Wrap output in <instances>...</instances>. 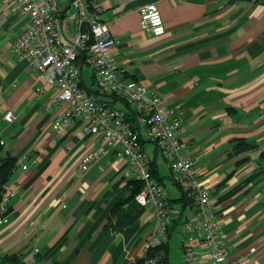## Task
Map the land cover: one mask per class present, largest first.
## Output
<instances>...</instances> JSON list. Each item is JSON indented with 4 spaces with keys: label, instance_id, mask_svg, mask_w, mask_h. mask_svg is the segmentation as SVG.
<instances>
[{
    "label": "crops",
    "instance_id": "obj_1",
    "mask_svg": "<svg viewBox=\"0 0 264 264\" xmlns=\"http://www.w3.org/2000/svg\"><path fill=\"white\" fill-rule=\"evenodd\" d=\"M88 1L103 9L100 17L114 39L123 82L154 90L164 108L178 112L181 156L194 162L200 182L212 191L210 204L230 258L264 264V0ZM68 2L59 0L65 43L76 33V14ZM150 4L163 17V36L142 28L140 9ZM15 6L0 0V166L7 157L27 156L28 168L14 171L7 184L17 194L0 225V264H6L7 255L29 264L34 248L40 251L35 264H137L153 241L154 207L126 204L125 213L137 218L117 228L112 209L131 194V180L124 177L129 162L98 135L88 134L79 118L55 130L67 107L57 101L58 90L13 53L30 23L11 11ZM66 19L73 29L64 27ZM82 86L99 101L130 111L99 93L85 65ZM37 87L43 94H36ZM9 112L15 116L12 123L4 119ZM141 134L155 178L168 194L167 264H187L186 247L203 260L206 247L194 231H185L186 224L197 223L196 203L186 185L174 182L155 144ZM242 142L257 148L246 150L239 147ZM90 153H98V160L76 176ZM35 227L39 234L32 242Z\"/></svg>",
    "mask_w": 264,
    "mask_h": 264
},
{
    "label": "built area",
    "instance_id": "obj_2",
    "mask_svg": "<svg viewBox=\"0 0 264 264\" xmlns=\"http://www.w3.org/2000/svg\"><path fill=\"white\" fill-rule=\"evenodd\" d=\"M16 6L13 13H22L29 18V26L18 38L13 53L18 60H28L33 72L46 84L58 90L57 101L67 107L66 113L55 123V130L61 132L73 118L86 123L88 134L98 135L104 146L115 149L119 158L128 160L124 172L128 180H140L142 190L135 197L141 207L152 206L155 210L156 227L150 247L166 243L171 223V210L166 188L152 175L150 161L143 150V137L155 144L173 173V180L180 186L186 185L189 196L197 206V223L185 225V231L196 233L204 244L207 254L198 260L189 247L185 248L183 258L187 264H240L229 256L225 237L218 222L217 213L210 204L211 190L203 186L194 162L181 156L183 147L178 134L181 119L175 109H166L162 99L152 89L142 85L126 84L122 80V71L115 56V42L108 25L101 19L102 7L88 0H69V8L76 14L75 39L65 43L60 35L59 0H6ZM143 30L155 37L166 34L163 17L155 4L140 9ZM84 65L92 71L99 93L106 98L116 99L128 105L135 113L134 129L127 111L99 101L98 97L82 86V68L77 65L81 54ZM41 87L36 94H43ZM4 119L12 123L15 120L9 112ZM4 142L0 140V146ZM98 153L86 155L79 167V173H85L98 160ZM27 156L16 160L15 169L27 170ZM17 192L1 186L0 182V225L5 221L10 200ZM39 234L34 228L32 242ZM188 242L192 238H188ZM39 249L34 248V256L29 264L36 263ZM145 264H163L158 258L146 260Z\"/></svg>",
    "mask_w": 264,
    "mask_h": 264
},
{
    "label": "trees",
    "instance_id": "obj_3",
    "mask_svg": "<svg viewBox=\"0 0 264 264\" xmlns=\"http://www.w3.org/2000/svg\"><path fill=\"white\" fill-rule=\"evenodd\" d=\"M83 58H85V53L81 54L77 60V65L80 68H82L84 65ZM126 106L130 109V111H127L129 121L132 123V126L134 127V129H139L135 126L136 116H135L134 111L128 105H126ZM240 146L241 147L244 146L246 148V150H251V149L257 148V146L255 144H250V143H245V142H242L239 145V147ZM0 150H1V148H0ZM263 157H264V154H263ZM15 162H16L15 158H9V157L1 160L0 182H1L2 187L9 183L10 178H11L12 174L14 173ZM151 166H153V165H151V163H150V167ZM151 172H152V175L154 177H157L156 171L153 168H151ZM129 184L132 187L131 194H130L129 198L118 202L112 209V216H114L116 218V220H117L116 225H117V228H119V229H123L126 226L130 225L137 218V215L131 216V215H129L128 212L125 213V211L123 210V207L128 203L129 204L130 203L137 204L135 202V197L142 190V182L140 180H131L129 182ZM185 199H186V197L184 198V200ZM166 252H167L166 244H163L161 246L150 247L147 250L145 257L142 258L137 264H145L147 259L153 258V257L158 258L159 261L162 262L163 264H167V259L165 257ZM2 259L6 262V264H23L22 261L20 260V258L16 255H7Z\"/></svg>",
    "mask_w": 264,
    "mask_h": 264
},
{
    "label": "rangeland",
    "instance_id": "obj_4",
    "mask_svg": "<svg viewBox=\"0 0 264 264\" xmlns=\"http://www.w3.org/2000/svg\"><path fill=\"white\" fill-rule=\"evenodd\" d=\"M69 24L70 25V28L73 29V25H72V22L68 21L67 19L65 20V24H64V27H66V25ZM151 147L153 145H150Z\"/></svg>",
    "mask_w": 264,
    "mask_h": 264
}]
</instances>
